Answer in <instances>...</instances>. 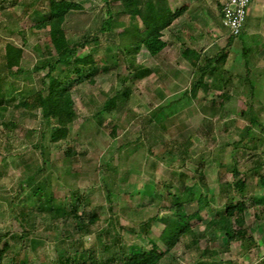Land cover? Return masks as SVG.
I'll use <instances>...</instances> for the list:
<instances>
[{
  "label": "rangeland",
  "instance_id": "374dc122",
  "mask_svg": "<svg viewBox=\"0 0 264 264\" xmlns=\"http://www.w3.org/2000/svg\"><path fill=\"white\" fill-rule=\"evenodd\" d=\"M69 1L81 9L66 16V38L86 43L73 60L93 62L79 65L81 83L70 65L52 72L75 80L78 114L67 139L54 143L55 122L32 104L40 90L48 91L50 65L58 59L50 29L39 28L50 0H0V255L6 249L0 264H59L76 253L89 264H123L153 243L165 252L162 237L171 236L175 201L185 200L187 188L194 201L183 204L186 214L198 212L200 197L208 206L161 264H264V61L243 59L242 36L228 63L220 46L192 57L196 66L180 61L183 52L170 44L156 57L142 46L136 53L146 30L137 9L147 17L156 7L169 21L178 0H128V7L123 0ZM9 44L22 49L10 69ZM213 56V70L192 96ZM234 169L247 181L244 196L235 192ZM229 197L247 200L253 241H229L235 219L220 230L210 225ZM49 201L69 214L53 218Z\"/></svg>",
  "mask_w": 264,
  "mask_h": 264
},
{
  "label": "trees",
  "instance_id": "16d2710c",
  "mask_svg": "<svg viewBox=\"0 0 264 264\" xmlns=\"http://www.w3.org/2000/svg\"><path fill=\"white\" fill-rule=\"evenodd\" d=\"M123 3L126 6H129L128 0H123ZM81 6L69 1V0H50V12L48 16V20L44 21L39 28H49L50 37L54 47L58 52V59L56 64L50 65L51 71L48 73V77L50 79L48 91L40 90L33 101V108L42 111V115L44 119L50 123L55 122L52 126V134L51 140L52 142H59L61 140H66L70 133V126L77 119V111L75 108V102L72 98V89L76 84L75 80L69 78H61L54 77L52 72L57 68L58 65L64 66H72L74 68L75 73L77 74V82L81 83L84 81L85 77L82 75V70L80 69V64H89L93 61L91 59H75L77 54V49L80 47H85L86 43L70 44L68 39L66 38V33L63 28V23L65 22L66 16L75 10H80ZM160 10V9H159ZM156 7L151 8V13L147 17L143 12L137 9V12L134 13V16L141 15L144 25L146 27L145 37L138 41V45L135 47L136 53L141 49V46L144 47L153 57L159 55L166 47L167 43L162 39L163 31L169 28L176 18L180 15V12H169V21L167 20V16L161 14ZM174 19V20H173ZM111 25V19L105 22L102 31H107ZM230 41H234L238 37L230 36ZM22 56V49L16 48L13 44L7 45V68H14L19 65V60ZM226 55H223L221 58L223 61L226 59ZM212 62L207 60V63L202 70V77L199 80L198 85H196L192 91V96L197 94L199 85L203 83V76L207 75V73L213 69ZM95 70V69H94ZM115 99H113L108 105L104 107L105 111H110L111 107L114 105ZM4 116V109L0 103V121ZM235 177H239L237 182H235L234 188L235 192L238 195L244 196L247 188V181L243 177L241 178L238 170L234 169ZM262 183L261 186L264 187V176L261 178ZM187 196L185 200L178 199L175 201V206L177 208L176 216L171 218V236L169 238L162 237L163 242L167 246V250L165 252L160 251L158 246L153 243V248L151 250H139L137 252L132 253L128 259L123 261V264H161V261L165 258L166 254H168L173 248H175L182 240V238L191 233L190 221L193 218L199 217L202 210L207 208L208 201L206 197H200L198 200L199 210L194 215H188L183 211V204L191 203L194 201V195L192 193L191 188H187ZM245 198V197H244ZM241 199L238 202L234 200V197H229L228 204L225 208L224 214L217 215L213 218L210 225L216 230H220L221 224L228 221L230 219H235L236 226L238 230L236 233L230 237L229 241L233 242L236 240H240L244 243L247 241H253L251 237L248 235V229L246 228V217L245 211L249 208L247 205L246 199ZM49 207L51 212L54 214L53 218L62 215L66 216L69 214L66 206H62V204H56L52 201H49ZM67 204V203H66ZM89 215V214H88ZM76 217L78 215L75 214ZM82 219V216L80 217ZM91 223L95 222V216L91 217ZM159 218V217H158ZM83 222V220H82ZM108 248V246L106 247ZM6 249L2 251L4 254ZM0 255V259L3 255ZM95 260V259H94ZM92 261L91 264H101L98 261ZM108 259L105 264L110 262ZM15 264H29L26 261H21ZM59 264H89L85 258L84 254L76 253L74 256H67L60 259Z\"/></svg>",
  "mask_w": 264,
  "mask_h": 264
},
{
  "label": "crops",
  "instance_id": "0c3cea01",
  "mask_svg": "<svg viewBox=\"0 0 264 264\" xmlns=\"http://www.w3.org/2000/svg\"><path fill=\"white\" fill-rule=\"evenodd\" d=\"M223 2L224 0H178L177 8L180 9L177 12H180V15L176 22L166 29L167 39L170 43L164 39L167 43L164 51L170 45L176 46L177 49L183 52V57L180 61L196 66L197 62L196 64L190 62L192 57L195 58V55L198 57V54L200 57L204 56L213 46H220L219 51H224L227 54L225 62L222 63H226L227 60V63L230 62L233 46H235L234 44L237 40L224 42L226 36H230L223 30ZM172 8L174 9V6ZM205 29L207 31L206 34L203 32ZM241 36L243 59H246L250 54L253 59L264 61V0L252 1ZM173 39H175L174 43H172ZM217 57H208V60L213 61L212 65H215L214 62L218 60ZM245 65L248 66V62H245ZM261 66L264 67V64Z\"/></svg>",
  "mask_w": 264,
  "mask_h": 264
},
{
  "label": "built area",
  "instance_id": "2783aa9c",
  "mask_svg": "<svg viewBox=\"0 0 264 264\" xmlns=\"http://www.w3.org/2000/svg\"><path fill=\"white\" fill-rule=\"evenodd\" d=\"M253 0H224L222 4V24L230 36L243 34L249 9Z\"/></svg>",
  "mask_w": 264,
  "mask_h": 264
}]
</instances>
